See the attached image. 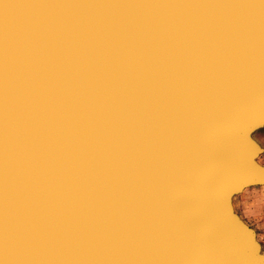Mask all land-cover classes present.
Returning a JSON list of instances; mask_svg holds the SVG:
<instances>
[{
    "label": "water",
    "instance_id": "1",
    "mask_svg": "<svg viewBox=\"0 0 264 264\" xmlns=\"http://www.w3.org/2000/svg\"><path fill=\"white\" fill-rule=\"evenodd\" d=\"M263 123L264 0H0V264H264Z\"/></svg>",
    "mask_w": 264,
    "mask_h": 264
},
{
    "label": "rangeland",
    "instance_id": "2",
    "mask_svg": "<svg viewBox=\"0 0 264 264\" xmlns=\"http://www.w3.org/2000/svg\"><path fill=\"white\" fill-rule=\"evenodd\" d=\"M260 129H264V124L253 131L256 133L255 143H261L255 160L264 166V136L260 134ZM231 206L240 219L253 229L264 254V186L250 185L239 190L231 196Z\"/></svg>",
    "mask_w": 264,
    "mask_h": 264
},
{
    "label": "bare ground",
    "instance_id": "3",
    "mask_svg": "<svg viewBox=\"0 0 264 264\" xmlns=\"http://www.w3.org/2000/svg\"><path fill=\"white\" fill-rule=\"evenodd\" d=\"M264 124V123H263ZM263 124H261V126L263 125ZM254 131V130H253ZM253 131H251V133H250V137L254 140V141H256L257 139L255 138V135H256V133L254 132L253 133ZM257 137V136H256ZM258 138V137H257ZM261 144V143H260ZM260 144H258V146L260 145Z\"/></svg>",
    "mask_w": 264,
    "mask_h": 264
},
{
    "label": "snow or ice",
    "instance_id": "4",
    "mask_svg": "<svg viewBox=\"0 0 264 264\" xmlns=\"http://www.w3.org/2000/svg\"><path fill=\"white\" fill-rule=\"evenodd\" d=\"M260 134L264 136V129L259 130ZM228 193H222V195L226 196Z\"/></svg>",
    "mask_w": 264,
    "mask_h": 264
}]
</instances>
